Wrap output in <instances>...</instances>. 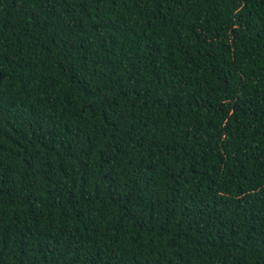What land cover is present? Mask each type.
<instances>
[{"label": "trees", "instance_id": "obj_1", "mask_svg": "<svg viewBox=\"0 0 264 264\" xmlns=\"http://www.w3.org/2000/svg\"><path fill=\"white\" fill-rule=\"evenodd\" d=\"M0 264H264V0H0Z\"/></svg>", "mask_w": 264, "mask_h": 264}]
</instances>
